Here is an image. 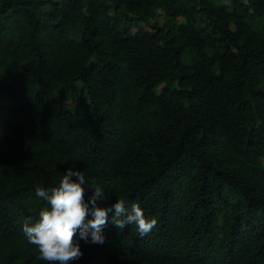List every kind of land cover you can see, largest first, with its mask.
Wrapping results in <instances>:
<instances>
[{
  "label": "trees",
  "instance_id": "1",
  "mask_svg": "<svg viewBox=\"0 0 264 264\" xmlns=\"http://www.w3.org/2000/svg\"><path fill=\"white\" fill-rule=\"evenodd\" d=\"M261 19L264 0H0V264H47L23 224L69 168L86 201L158 220L110 214L69 264H264Z\"/></svg>",
  "mask_w": 264,
  "mask_h": 264
},
{
  "label": "clouds",
  "instance_id": "2",
  "mask_svg": "<svg viewBox=\"0 0 264 264\" xmlns=\"http://www.w3.org/2000/svg\"><path fill=\"white\" fill-rule=\"evenodd\" d=\"M86 184L83 171L69 168L58 186L37 188L36 195L47 201L48 206L39 211L34 223L30 222L31 218L26 220L22 230L28 243L36 246L39 260L47 264H69L79 259L83 252L76 239L77 232L86 242L103 244L102 229L109 222L110 214L118 229L135 225L141 237L156 227L157 218H147L136 202L127 207L124 199H118L111 206H98V199H108V193L112 192L110 188L91 186L95 191L86 201ZM89 214L92 219H88Z\"/></svg>",
  "mask_w": 264,
  "mask_h": 264
},
{
  "label": "rangeland",
  "instance_id": "3",
  "mask_svg": "<svg viewBox=\"0 0 264 264\" xmlns=\"http://www.w3.org/2000/svg\"><path fill=\"white\" fill-rule=\"evenodd\" d=\"M254 24L257 27H261L264 24V19H261L259 21H255ZM5 121H6V116H5L4 112L0 109V132H2V130H3ZM263 164H264V160H263Z\"/></svg>",
  "mask_w": 264,
  "mask_h": 264
}]
</instances>
